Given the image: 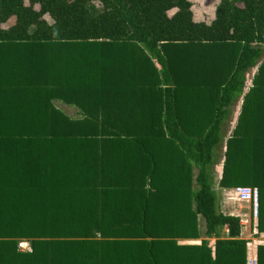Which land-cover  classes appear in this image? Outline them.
<instances>
[{"label": "trees", "instance_id": "16d2710c", "mask_svg": "<svg viewBox=\"0 0 264 264\" xmlns=\"http://www.w3.org/2000/svg\"><path fill=\"white\" fill-rule=\"evenodd\" d=\"M192 6L0 0V264H246L213 166L240 100L218 187L258 190L264 234V0Z\"/></svg>", "mask_w": 264, "mask_h": 264}, {"label": "rangeland", "instance_id": "374dc122", "mask_svg": "<svg viewBox=\"0 0 264 264\" xmlns=\"http://www.w3.org/2000/svg\"><path fill=\"white\" fill-rule=\"evenodd\" d=\"M190 1L193 4L192 11H193L195 19L198 21H204L205 23L209 24L214 18V11H215L216 5H217L219 0H190ZM8 24L12 25L13 20H10ZM262 48H263V52H264V47H262ZM262 61H264V53H263V56H262L261 60L259 61V63ZM256 69H257V67L252 68V69L248 70V72L246 73L247 87L250 86L252 77L256 73ZM53 104L59 111H61L67 117H69L71 119L80 118L76 108H74L72 106H65L62 103L56 102V101H53ZM240 107H241V101L240 100L234 102L231 105V107L229 108L230 114H229L228 118L226 119V121L224 122L223 138H222L223 141L215 152V160H214V166H213L214 181H215V179H218V177L221 174V167H222V163H223L224 150H225V146H224L225 140L232 133V130L236 124V119H237L238 114L240 112ZM227 200H228L227 203L229 204L230 208H233L234 210H236V213H238L241 216V218H245L246 216H248V214H250L251 222H252V224H255L254 223L255 219L253 218L252 213H251V207L248 204L236 201L234 199V197L231 195V193L228 194ZM252 229H254L253 226H252ZM244 231H246V229ZM251 233H254V231L252 230ZM254 234H256V233H254ZM222 235L224 236L223 233H222ZM250 237L252 240H249V243H251V244H257V243L258 244H264V235H259V236L258 235H251ZM204 241L209 246L213 247V244H214L213 239H211V240L205 239ZM199 242L200 241H197V244ZM25 244L26 245H24V246L26 247V249L30 248V243L28 241H25ZM246 264H251V260H249L248 262L246 260Z\"/></svg>", "mask_w": 264, "mask_h": 264}, {"label": "crops", "instance_id": "0c3cea01", "mask_svg": "<svg viewBox=\"0 0 264 264\" xmlns=\"http://www.w3.org/2000/svg\"><path fill=\"white\" fill-rule=\"evenodd\" d=\"M56 102H60V103H62L65 106H70V105L64 104L61 101H56ZM219 179H220V176L218 177V179H215L214 184H213V189L215 190V192L217 194L218 211L221 214H223V215L235 216V217H238L240 219V225H241L240 239L247 241V259L246 260H247V262L249 260H251V262H256V256H255L256 247L258 245H260V244H258V243L257 244H251V243H249V240H252L250 236L251 235H256V234H254V233H256L255 232V224H252L250 214H248V216H246L245 218H241V216L238 213H236V210H234L233 208H230L229 204L227 203L228 202L227 196H228V194L231 193V189H221V188H219L218 187ZM252 226H253L254 229H252ZM245 229H246V231H244ZM252 230L254 231V233H251ZM223 234H224V238H227L226 237V234H227V229L226 228L223 229ZM262 235H264V234H262ZM209 240H211V239H209ZM182 243L197 244V241L196 242H194V241L190 242L189 241V242H182Z\"/></svg>", "mask_w": 264, "mask_h": 264}, {"label": "built area", "instance_id": "2783aa9c", "mask_svg": "<svg viewBox=\"0 0 264 264\" xmlns=\"http://www.w3.org/2000/svg\"><path fill=\"white\" fill-rule=\"evenodd\" d=\"M231 195L236 201L247 203L251 207L253 218L256 220L258 215V190L250 187H235L231 189ZM24 245H26L25 242H20L18 249L21 252H30L31 249H26ZM251 264H256V262H251Z\"/></svg>", "mask_w": 264, "mask_h": 264}]
</instances>
